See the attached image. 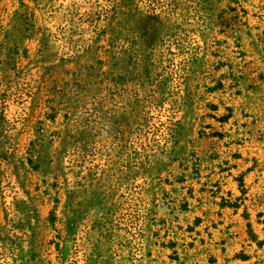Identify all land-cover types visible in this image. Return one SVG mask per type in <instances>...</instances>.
Instances as JSON below:
<instances>
[{"label": "rangeland", "instance_id": "rangeland-1", "mask_svg": "<svg viewBox=\"0 0 264 264\" xmlns=\"http://www.w3.org/2000/svg\"><path fill=\"white\" fill-rule=\"evenodd\" d=\"M0 264H264V0H0Z\"/></svg>", "mask_w": 264, "mask_h": 264}]
</instances>
